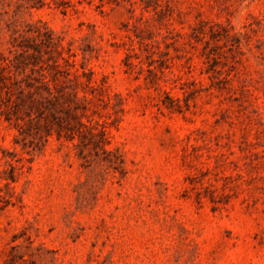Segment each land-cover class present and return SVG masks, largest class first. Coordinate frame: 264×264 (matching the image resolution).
<instances>
[{"label":"rangeland","instance_id":"374dc122","mask_svg":"<svg viewBox=\"0 0 264 264\" xmlns=\"http://www.w3.org/2000/svg\"><path fill=\"white\" fill-rule=\"evenodd\" d=\"M0 264H264V0H0Z\"/></svg>","mask_w":264,"mask_h":264},{"label":"trees","instance_id":"16d2710c","mask_svg":"<svg viewBox=\"0 0 264 264\" xmlns=\"http://www.w3.org/2000/svg\"><path fill=\"white\" fill-rule=\"evenodd\" d=\"M104 152H107V151H105V150H103ZM107 153H109V152H107Z\"/></svg>","mask_w":264,"mask_h":264}]
</instances>
